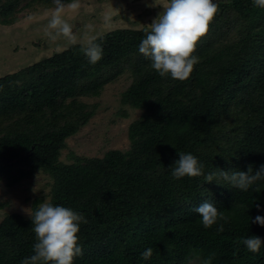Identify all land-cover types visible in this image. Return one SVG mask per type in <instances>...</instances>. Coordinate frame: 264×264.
<instances>
[{
	"label": "trees",
	"instance_id": "obj_1",
	"mask_svg": "<svg viewBox=\"0 0 264 264\" xmlns=\"http://www.w3.org/2000/svg\"><path fill=\"white\" fill-rule=\"evenodd\" d=\"M22 2L55 6L52 0H0L1 26L16 22ZM213 2L218 14L184 82L160 77L139 52L146 29L98 37L103 54L94 65L74 44L0 78V159L28 154L15 166L0 165V181L14 186L38 169L50 173V203L87 220L78 233L83 255L74 264H187L189 256L212 252L213 264H264V245L252 253L240 243L249 236L264 241V227L254 222L264 217V180L241 191L222 178L209 184L171 175L179 152L193 154L205 174L264 166V9L253 0ZM124 70L132 82L121 101L142 109L128 130L129 150L60 162L65 140L96 110L79 98L99 97ZM205 201L228 222L205 229L194 211ZM34 243L32 218L11 214L0 222V264H21ZM148 248L153 255L144 260Z\"/></svg>",
	"mask_w": 264,
	"mask_h": 264
},
{
	"label": "clouds",
	"instance_id": "obj_2",
	"mask_svg": "<svg viewBox=\"0 0 264 264\" xmlns=\"http://www.w3.org/2000/svg\"><path fill=\"white\" fill-rule=\"evenodd\" d=\"M55 5L49 10V19L45 27V35L51 41L65 40L71 44L78 42L74 32V25L65 18L68 12L77 13L81 7L80 0H52ZM254 7L264 9V0H253ZM219 11V3L213 0H166L162 11L148 26L139 44V52L151 61V68L160 77H171L184 82L188 80L199 63L195 55L200 41L207 37L210 25ZM108 22L109 17H104ZM89 31L91 25L87 26ZM95 35L87 32L83 37L81 51L90 64H96L102 59V46L96 42ZM179 159L171 167V175L175 179L183 177H203L205 183H213L214 179L222 178L232 187L241 191H248L258 181L264 180V166L253 171L249 166L247 172L240 170L223 171L217 168L216 172L205 174L204 165L191 153H178ZM259 192V188L256 189ZM259 210V206L257 205ZM27 209L32 218L35 243L32 254L22 259L21 264H74L75 258L83 255L79 243L78 233L81 223L87 220L82 214L64 206H54L48 201L39 203L38 207ZM26 210V209H25ZM24 210V211H25ZM200 217L205 229H210L218 222H228L224 212L205 201L194 210ZM255 223L264 227V217L256 216ZM218 232L224 231V224L220 223ZM249 252L259 253L264 245L257 236H249L240 241ZM153 255L148 248L142 253V259L147 260ZM215 253L206 257L189 256L188 264H213Z\"/></svg>",
	"mask_w": 264,
	"mask_h": 264
},
{
	"label": "rangeland",
	"instance_id": "obj_3",
	"mask_svg": "<svg viewBox=\"0 0 264 264\" xmlns=\"http://www.w3.org/2000/svg\"><path fill=\"white\" fill-rule=\"evenodd\" d=\"M80 3L79 11L68 12L65 18L74 25L78 37L76 44L83 46L86 32L98 38L116 29L148 30L166 0H80ZM24 5V2L20 4L14 24L0 25V78L74 45L63 39L51 41L46 37L45 27L52 8ZM105 16L109 17L108 22H105ZM89 25L92 26L90 31ZM131 82V73L124 70L104 84L99 97L79 98L83 103L96 105V110L76 134L65 140L59 152L60 162L69 165L73 158H102L110 150H129V127L142 114V109L131 108L121 101L122 93ZM52 184L50 173L39 169L14 186H7L5 180H1L0 222L11 214L31 219L27 209L36 201V207L44 201L50 202Z\"/></svg>",
	"mask_w": 264,
	"mask_h": 264
},
{
	"label": "water",
	"instance_id": "obj_4",
	"mask_svg": "<svg viewBox=\"0 0 264 264\" xmlns=\"http://www.w3.org/2000/svg\"><path fill=\"white\" fill-rule=\"evenodd\" d=\"M27 156L28 154H26L25 156H20L16 159L2 158L0 159V165H2L3 167L15 166L19 164Z\"/></svg>",
	"mask_w": 264,
	"mask_h": 264
}]
</instances>
